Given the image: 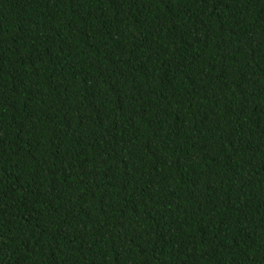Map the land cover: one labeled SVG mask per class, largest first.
Returning a JSON list of instances; mask_svg holds the SVG:
<instances>
[{
    "label": "trees",
    "instance_id": "trees-1",
    "mask_svg": "<svg viewBox=\"0 0 264 264\" xmlns=\"http://www.w3.org/2000/svg\"><path fill=\"white\" fill-rule=\"evenodd\" d=\"M0 264H264V0H0Z\"/></svg>",
    "mask_w": 264,
    "mask_h": 264
}]
</instances>
